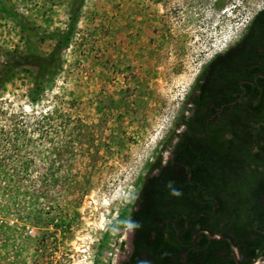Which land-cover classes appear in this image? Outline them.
Wrapping results in <instances>:
<instances>
[{"label":"rangeland","instance_id":"1","mask_svg":"<svg viewBox=\"0 0 264 264\" xmlns=\"http://www.w3.org/2000/svg\"><path fill=\"white\" fill-rule=\"evenodd\" d=\"M37 32L73 0H5ZM264 0H83L60 68L28 91L54 40L0 12V264H114L146 168L204 64ZM164 158L165 150L161 151Z\"/></svg>","mask_w":264,"mask_h":264},{"label":"trees","instance_id":"2","mask_svg":"<svg viewBox=\"0 0 264 264\" xmlns=\"http://www.w3.org/2000/svg\"><path fill=\"white\" fill-rule=\"evenodd\" d=\"M82 2L73 0L64 29L40 33L0 0V12L22 33L54 40L55 49L40 59L33 76L31 101L60 68L59 51L70 43ZM248 28L247 40L200 69L192 84V115L181 116L185 130L172 157L162 163L160 152L168 135L148 164L134 197L136 208L124 219L135 236L133 252L122 264H236L224 239L201 234L192 244L180 243L176 234L185 228L186 216L196 217L187 220L182 242L192 240L199 224L232 236L243 262L260 252L264 255V77L258 75L264 72V51L259 50L264 49V7L252 16ZM9 67V62L0 63V83L7 79Z\"/></svg>","mask_w":264,"mask_h":264},{"label":"flooded vegetation","instance_id":"3","mask_svg":"<svg viewBox=\"0 0 264 264\" xmlns=\"http://www.w3.org/2000/svg\"><path fill=\"white\" fill-rule=\"evenodd\" d=\"M251 20V19H250ZM250 22V21H249ZM248 22V24H249ZM248 24L245 26L243 32L236 38L234 39L231 43H229L223 50H220L218 52H216L208 61H210L211 59H213L215 56L217 55H222L224 53H226L227 51H229L230 49H232L233 47H236L239 43L247 40L250 35H249V28H248ZM259 50L260 51H264V49L262 47H259ZM208 61L206 63H208ZM205 63V64H206ZM259 76L261 77H264V72H259L258 73ZM257 78V75H254L253 76V79L256 80ZM241 81V80H240ZM240 83V82H239ZM254 84H256V82H254ZM245 92V89H243V92L242 94ZM194 94V91L193 89L191 88L190 92H189V97L187 98V106H186V111H183L180 113V115L178 116V118L176 119L175 121V129H173L168 135H170V139L168 140V143L167 145L165 146V151L167 152V156L166 158H164L162 156V154H160L161 158H162V163H165L167 159H169L170 157H172V150L174 148V145L175 143L179 140V134L181 132H183L185 130V125L180 123V120H181V116L184 115L185 118L187 119L188 117H190L192 115V111H193V104H191V99H192V96ZM234 94V93H233ZM240 98L238 97L237 98V101H239ZM219 115V113H217V116ZM226 137L229 136V134H226L225 135ZM166 140H164L165 142ZM161 147V145H160ZM159 147V148H160ZM158 148V149H159ZM163 151V150H162ZM161 153V152H160ZM156 156L154 157V159L157 157V154H155ZM153 159V160H154ZM132 208H136V204H133V207ZM196 216H186V218L184 219V225H185V228L183 230H179L177 231V234H176V238L178 239V234H179V238H180V235L189 228L188 224H187V220L188 219H192V218H195ZM126 227L128 228V237H129V242H128V245H127V248L123 250V252L121 253L120 257L115 261L114 264H122L124 262H127L133 252V249H134V236H135V233H134V230L133 228L130 226V225H126ZM202 229H205V230H208L207 228L203 227V226H200L199 224H196V227L194 228L193 232H192V240L189 241V242H182L181 240L178 239V241L182 244H185V245H189V244H192L193 242H195L197 239H199L201 237V234H204L206 235ZM209 231V230H208ZM197 232L196 236L194 237V234ZM213 233V232H211ZM226 234V233H225ZM229 235V234H228ZM207 236V235H206ZM208 237V236H207ZM209 238V237H208ZM211 239V238H209ZM225 240V239H224ZM227 241V240H226ZM228 242V241H227ZM264 250V248L262 249ZM261 250V251H262ZM258 255H263L261 252L260 254ZM257 255V256H258ZM255 256V257H257ZM254 257V258H255ZM253 258V259H254ZM252 259V260H253Z\"/></svg>","mask_w":264,"mask_h":264},{"label":"water","instance_id":"4","mask_svg":"<svg viewBox=\"0 0 264 264\" xmlns=\"http://www.w3.org/2000/svg\"><path fill=\"white\" fill-rule=\"evenodd\" d=\"M202 231L211 239H215V240L225 239V240H227L229 247H230L232 257H233L236 264H262V263H264V255H258L257 257H255L250 262H243L241 259L239 248L235 244L232 236L225 234V233H211L210 231L205 230V229H202ZM196 234H197V232L194 234V237L196 236ZM178 239L180 240L179 234H178Z\"/></svg>","mask_w":264,"mask_h":264}]
</instances>
